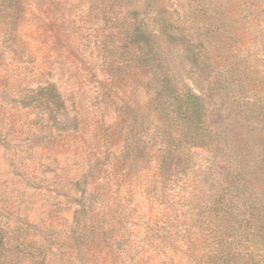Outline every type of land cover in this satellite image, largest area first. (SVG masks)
<instances>
[{"label": "rangeland", "instance_id": "obj_1", "mask_svg": "<svg viewBox=\"0 0 264 264\" xmlns=\"http://www.w3.org/2000/svg\"><path fill=\"white\" fill-rule=\"evenodd\" d=\"M155 6L206 35L217 68L242 74L264 103V0ZM133 16L126 0L0 8V264H201L212 254L209 152L194 147L189 172L163 183L146 77L118 68Z\"/></svg>", "mask_w": 264, "mask_h": 264}, {"label": "trees", "instance_id": "obj_2", "mask_svg": "<svg viewBox=\"0 0 264 264\" xmlns=\"http://www.w3.org/2000/svg\"><path fill=\"white\" fill-rule=\"evenodd\" d=\"M19 2L0 0V8ZM126 2L135 16L130 28L121 27L130 47L125 41L117 64L146 77L162 144V182L189 172L194 147L210 154L207 168L216 184L206 208L218 229L201 264H264V103L249 98L242 74L217 68L206 35L162 16L155 0ZM45 91L57 96L52 84Z\"/></svg>", "mask_w": 264, "mask_h": 264}]
</instances>
